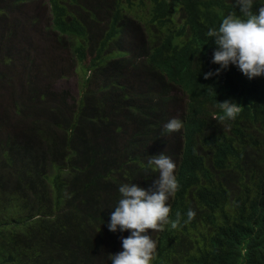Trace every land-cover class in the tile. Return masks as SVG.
I'll return each instance as SVG.
<instances>
[{
  "label": "trees",
  "instance_id": "trees-1",
  "mask_svg": "<svg viewBox=\"0 0 264 264\" xmlns=\"http://www.w3.org/2000/svg\"><path fill=\"white\" fill-rule=\"evenodd\" d=\"M69 1L80 13L70 15L68 6L55 3L51 19L30 16L13 22L10 15L18 8L12 0H0V264H108V255L89 246L88 237L60 216L64 205L77 198L108 212L118 187L127 182L100 146L101 138H124L136 148H183L188 156L177 160L191 170L197 163L196 143L184 137L191 130L190 116L185 115L183 130H165L173 88L186 93L197 118L231 88L228 73L209 79L204 74L216 70L207 32L234 15V0ZM122 18L128 26L119 35ZM24 30L44 39L39 45L47 56L61 51L66 61L33 63L30 69L16 49L17 42L28 40L19 36ZM16 59L25 74L20 84L13 80ZM71 71L78 80L75 96L50 89ZM189 76L191 87L196 80L217 85L194 95L186 88ZM39 78L49 83L39 87ZM239 84L264 93L263 84ZM263 159V151L254 150L238 157L253 165L249 175L236 158L221 160L216 154L212 166L196 169L206 174L218 170L217 189L226 179L245 181L247 190L254 177L264 175ZM145 179L132 182L146 185ZM184 214L173 208L168 225L178 220V227ZM246 214L264 233V219L255 209Z\"/></svg>",
  "mask_w": 264,
  "mask_h": 264
},
{
  "label": "clouds",
  "instance_id": "clouds-1",
  "mask_svg": "<svg viewBox=\"0 0 264 264\" xmlns=\"http://www.w3.org/2000/svg\"><path fill=\"white\" fill-rule=\"evenodd\" d=\"M12 1L18 8L10 15L13 22H23L30 16L51 19L48 15L55 3L68 6L70 15L80 13L69 0ZM127 26L122 18L119 35L125 34ZM19 36L28 38L25 43L17 42L16 49L30 69L33 63L39 65L62 58L57 54H66L60 51L49 57L39 45L44 39L32 37L25 30ZM207 36L212 38L216 70L205 73L204 79L228 73L231 88L197 118L186 93L174 87L168 102L171 120L165 124L167 132L183 130L185 115L190 116L191 130L184 137L196 143V165L186 170L180 164L177 158L188 156L183 148L179 152L165 146L136 148L124 138H101L100 146L127 178L118 187L115 204L105 213L77 198L61 209L60 216L68 219L75 232L88 237L89 246L108 255V264H264V233L255 217L248 220L246 214L254 208L264 219V175L254 177L247 190L245 181L226 179L217 189L218 170L206 174L196 169L212 166L216 154L221 160L236 158L243 173L249 175L253 165L242 164L238 157L249 150L264 154V93L239 84L264 85V0H234V15H226ZM35 55L41 61L37 62ZM63 58L66 61V56ZM14 64L16 72H21L17 59ZM72 74L76 75L71 71L59 80ZM190 82L189 76L186 88L194 95L217 85L196 80L191 87ZM247 123H251L249 128L244 125ZM261 165L264 168V162ZM140 176L146 178V185L132 182ZM79 187L85 185L81 182ZM173 208L185 212L178 227V220L168 225Z\"/></svg>",
  "mask_w": 264,
  "mask_h": 264
},
{
  "label": "rangeland",
  "instance_id": "rangeland-1",
  "mask_svg": "<svg viewBox=\"0 0 264 264\" xmlns=\"http://www.w3.org/2000/svg\"><path fill=\"white\" fill-rule=\"evenodd\" d=\"M42 30V28H41ZM60 55L62 58L66 56V54H57ZM35 59L37 62L41 61L37 55H35ZM44 59H46L44 57ZM25 77V74L19 72L17 75L13 77V80L17 83L20 84L23 82ZM49 83V81H44L39 78L36 84L40 87L43 83ZM77 82V77L76 75L72 74L70 75V78L65 79V80H56L52 86H50L53 91L57 92H67L69 94H73L74 92L77 91L78 89V83ZM2 100V94L0 95V102ZM179 116V111H176V117Z\"/></svg>",
  "mask_w": 264,
  "mask_h": 264
}]
</instances>
